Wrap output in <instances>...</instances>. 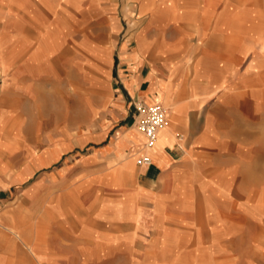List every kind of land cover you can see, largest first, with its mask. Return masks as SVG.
Masks as SVG:
<instances>
[{
  "label": "crops",
  "instance_id": "crops-1",
  "mask_svg": "<svg viewBox=\"0 0 264 264\" xmlns=\"http://www.w3.org/2000/svg\"><path fill=\"white\" fill-rule=\"evenodd\" d=\"M44 97L68 102L50 125ZM139 102L166 110L150 148ZM202 228L264 234V0H0V264L198 250Z\"/></svg>",
  "mask_w": 264,
  "mask_h": 264
},
{
  "label": "rangeland",
  "instance_id": "rangeland-1",
  "mask_svg": "<svg viewBox=\"0 0 264 264\" xmlns=\"http://www.w3.org/2000/svg\"><path fill=\"white\" fill-rule=\"evenodd\" d=\"M129 9L126 12L134 15V12ZM122 15L120 13L123 23L119 34L120 40L125 33H131L133 28L130 25V17L126 16L125 13ZM42 105L45 115L49 117L44 118V125H50L53 120L52 113H60V111L66 110L68 102L61 97H44ZM32 109L33 106H30L29 110ZM209 235L210 231L208 229L202 228L199 230L201 244L198 245V250H184L183 245H175V249L178 250L173 251L156 245H147L145 242L144 245H140L139 251L133 260L123 254L120 258L109 259L102 262V264H208V258L213 253L218 252H220V259L214 262L216 264H264V243H262L264 242V234L261 230L256 228L249 231L244 230L237 235L233 245H228V242L224 243L223 241H215L211 244L205 243L210 238ZM195 252L200 255H196Z\"/></svg>",
  "mask_w": 264,
  "mask_h": 264
},
{
  "label": "built area",
  "instance_id": "built-area-1",
  "mask_svg": "<svg viewBox=\"0 0 264 264\" xmlns=\"http://www.w3.org/2000/svg\"><path fill=\"white\" fill-rule=\"evenodd\" d=\"M134 123L144 136L143 146H152L157 137V131L167 123L166 110L159 104H135ZM138 163H150L151 156L142 153L136 158Z\"/></svg>",
  "mask_w": 264,
  "mask_h": 264
},
{
  "label": "bare ground",
  "instance_id": "bare-ground-1",
  "mask_svg": "<svg viewBox=\"0 0 264 264\" xmlns=\"http://www.w3.org/2000/svg\"><path fill=\"white\" fill-rule=\"evenodd\" d=\"M162 128V127H161ZM136 129H137V127H136ZM138 130V129H137ZM160 130V128L158 129V131ZM157 131V132H158ZM140 132V131H139ZM141 133V132H140ZM142 134V133H141ZM143 135V134H142ZM156 141V140H155ZM155 143V142H154ZM143 145H144V142H143ZM147 147V146H146ZM150 147H152V146H149V147H147V148H150Z\"/></svg>",
  "mask_w": 264,
  "mask_h": 264
}]
</instances>
